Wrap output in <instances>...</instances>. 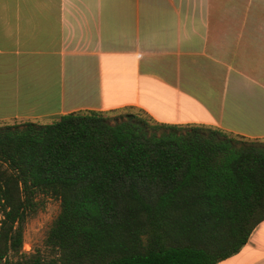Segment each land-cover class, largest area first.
I'll return each mask as SVG.
<instances>
[{"label":"trees","instance_id":"1","mask_svg":"<svg viewBox=\"0 0 264 264\" xmlns=\"http://www.w3.org/2000/svg\"><path fill=\"white\" fill-rule=\"evenodd\" d=\"M60 210L22 251L36 196ZM264 220V140L132 108L0 126V264H218Z\"/></svg>","mask_w":264,"mask_h":264},{"label":"crops","instance_id":"2","mask_svg":"<svg viewBox=\"0 0 264 264\" xmlns=\"http://www.w3.org/2000/svg\"><path fill=\"white\" fill-rule=\"evenodd\" d=\"M122 108L264 140V0H0V123Z\"/></svg>","mask_w":264,"mask_h":264},{"label":"rangeland","instance_id":"3","mask_svg":"<svg viewBox=\"0 0 264 264\" xmlns=\"http://www.w3.org/2000/svg\"><path fill=\"white\" fill-rule=\"evenodd\" d=\"M14 123L18 122L0 123V126ZM35 200L36 212L28 217L24 224L22 251L25 254H30L39 250L46 256L48 249L44 241L52 222L59 213L60 203L57 198L44 194L37 195Z\"/></svg>","mask_w":264,"mask_h":264}]
</instances>
